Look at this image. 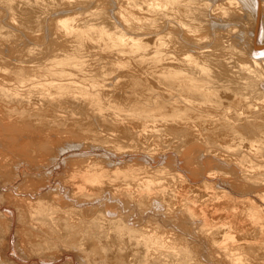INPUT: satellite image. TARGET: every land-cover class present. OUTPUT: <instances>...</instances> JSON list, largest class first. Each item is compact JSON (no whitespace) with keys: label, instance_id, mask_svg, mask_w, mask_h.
Returning <instances> with one entry per match:
<instances>
[{"label":"bare ground","instance_id":"obj_1","mask_svg":"<svg viewBox=\"0 0 264 264\" xmlns=\"http://www.w3.org/2000/svg\"><path fill=\"white\" fill-rule=\"evenodd\" d=\"M16 125L73 135L66 167L88 159L58 205L25 198L44 264L63 230L116 264H264V0H0V129ZM7 230L0 264H18Z\"/></svg>","mask_w":264,"mask_h":264},{"label":"rangeland","instance_id":"obj_2","mask_svg":"<svg viewBox=\"0 0 264 264\" xmlns=\"http://www.w3.org/2000/svg\"><path fill=\"white\" fill-rule=\"evenodd\" d=\"M4 125H9V124L4 123ZM18 127L19 126L16 125L15 129L11 128V130L8 129V130H4V131L2 129H0L1 130L0 131V212L2 210L6 211V209H7L8 214L10 215V219H12V222L10 223L11 225L9 224L10 228H8V230L4 225L0 226V230H2V232H5L6 230L9 231L8 237H7L8 240L6 243L7 247H6L4 254L6 255L5 257H7L9 260H15L18 264H44L42 262V260L40 259V257L32 250V247H36L35 243H38L40 236L39 235L36 236L38 239H36L34 237L33 238L34 240H33L30 237H28L29 235H27V233L24 234V231H27V229H28V224L25 223L24 221H26V220L28 221L27 218L30 216L29 214H30V209H31V208L28 209L30 206L28 205V202L26 201V199L27 200H29V199L38 200V198L39 199L41 198L42 200H44V202L41 204L42 205L41 208H44V207L48 208L47 205H49L50 207L53 206L54 204L58 205L59 204V203H57L58 199H60V197H63L65 194H66L65 196L74 195V193H72V191L74 192V189L77 187V184L82 182V180H81L82 177L81 176H78V177L72 176L73 175L72 173L74 172V170L77 167H80L83 163H85V164H86V162L88 163V159H87V161H85L86 158L81 159L83 157H80L78 155H71L70 159H71V161H73L74 164H72V166L70 168L66 167L65 164L61 163L63 157L64 156L66 157L67 155L70 156V154H72V153L74 154L75 152H79V150L68 149L65 151V153L59 155L57 143H58L60 137L65 138V136H66V138H69V137L72 138V137H74L73 135H71L72 137L70 136L69 133L68 134L64 133V135L61 134L62 136L60 134H54V133L51 135V133L47 134L45 132H42V134H41V131L36 126L34 128L33 127L29 128L28 126H26V129H24L22 127H20V128H18ZM30 129H32V130H30ZM52 136H55V137H52ZM58 136H60V137H58ZM51 137L54 139H51ZM63 138L60 140L63 141ZM56 140H58V141H56ZM55 142H56V144H55ZM44 143H46L48 145L43 147L42 145ZM57 153H58V157H59L58 161L57 162L51 161L52 157L54 155H56ZM80 160H82L84 162H80ZM101 160H103V159H100L99 163L103 162ZM28 162L30 164H28ZM17 163L19 164L18 166H16ZM56 163L62 164V165H57ZM172 165L169 164V166H171V167H172ZM171 167H169V168H171ZM177 173H181L180 175H182V177H184V178L185 177L188 178V176L190 175L188 170L186 168L183 169L182 167L177 168ZM71 176H72V178H71ZM73 186H75V187L73 188ZM61 190H63V191H61ZM57 193L59 195H56ZM51 195H52V197H51ZM54 196H57V197H54ZM48 202H49V204H47ZM95 204H98V203H95ZM100 204L103 206H101ZM79 207L81 208V206H79ZM112 207H113V210L116 209L114 202H113ZM107 209L108 208L105 207L102 202H100L98 205L91 206L90 209H88V210L85 208L84 209H77L76 208L75 211L80 210L79 214H77L80 216H84V213L87 211L86 214L90 215L92 213L90 215V217L92 216V218H94L98 211L99 212L101 211L100 215H102V214H103L102 216L106 215V214H104V212L106 213L108 211ZM119 210L120 209L118 208L114 212L115 213L117 212V214H118ZM78 211H76V212H78ZM23 212L25 215L23 214L24 217L22 218V214H20V213H23ZM54 212L57 215H64L65 213L66 214L68 213V211H65V209L61 206L58 210H54ZM99 212H98V214H99ZM69 213H73V212H69ZM19 215H20V217H19ZM60 233H61L60 235H57V236L54 235L55 236V238H54L55 242L53 241V243L50 244L51 246H53L54 253L51 254L52 256L49 255L50 257L48 256V259L51 257H53V258L48 260V262H46L45 264H67V263L68 264L69 263L70 264H98V262H100L99 259H100V255H102V254H100V252H99L100 251L99 247H101L99 244L95 243L96 245L94 246V243L92 241H89L87 239H82V238H81L82 240H80V238H79L77 242H70L68 239H70L73 234H69V232L67 230H63ZM2 235H3V233H0V236H2ZM57 238H58V240H57L58 243L55 240ZM40 241H42V240H40ZM40 241H39V243H40ZM103 242H105V240ZM41 244H43V243H41ZM57 244H58V246H60L59 250L61 252L59 250L56 251V248H57L56 245ZM88 244H89V246H88ZM73 246H75V247H73ZM93 246H94V248H93ZM97 246H98V248H97ZM61 249H63V250H61ZM81 250H83V251H81ZM112 250H114V249H112ZM112 250H109V252H108V250L105 251L106 256L104 255L101 257V259H100L101 263H99V264H102V262L105 264H116V261L114 260L115 257L111 252ZM56 252H58V253H56ZM107 252L110 254L107 255ZM87 253L89 254V256H87L88 258L86 256L84 257V254L86 255ZM96 258H98V259H96ZM96 260H98V261H96ZM102 260H104V261H102Z\"/></svg>","mask_w":264,"mask_h":264}]
</instances>
